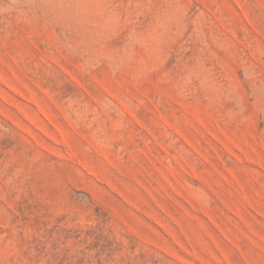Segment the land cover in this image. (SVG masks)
<instances>
[{"label": "rangeland", "instance_id": "obj_1", "mask_svg": "<svg viewBox=\"0 0 264 264\" xmlns=\"http://www.w3.org/2000/svg\"><path fill=\"white\" fill-rule=\"evenodd\" d=\"M0 264H264V0H0Z\"/></svg>", "mask_w": 264, "mask_h": 264}]
</instances>
